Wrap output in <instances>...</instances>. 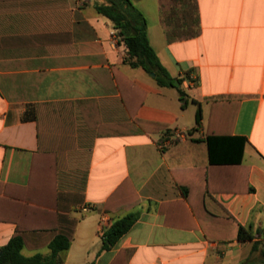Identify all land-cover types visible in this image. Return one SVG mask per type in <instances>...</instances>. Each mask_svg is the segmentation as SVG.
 Masks as SVG:
<instances>
[{
	"label": "crops",
	"instance_id": "1",
	"mask_svg": "<svg viewBox=\"0 0 264 264\" xmlns=\"http://www.w3.org/2000/svg\"><path fill=\"white\" fill-rule=\"evenodd\" d=\"M131 1L178 85L125 61L104 0H0V248L73 232L64 264H264V0Z\"/></svg>",
	"mask_w": 264,
	"mask_h": 264
},
{
	"label": "trees",
	"instance_id": "2",
	"mask_svg": "<svg viewBox=\"0 0 264 264\" xmlns=\"http://www.w3.org/2000/svg\"><path fill=\"white\" fill-rule=\"evenodd\" d=\"M95 8L100 14L112 21L114 28L117 30L127 48L125 61L128 64L133 67L142 68L147 73H155L154 78L161 86H175V79L162 65L155 49L150 43L147 32L148 24L145 15L131 0H104L103 3H97ZM115 75L120 83L121 73L115 69ZM178 81L180 82V80ZM183 96L184 94L181 93V97ZM201 116L202 111L199 106L196 113L197 123L200 121ZM161 126L165 127V125ZM208 142L211 159H213L212 153L214 146L210 135L208 136ZM45 176L50 178V182L52 180L55 182H57L58 179L61 180V176L58 175V173H48ZM31 177H34L33 170L31 172ZM127 182L128 180H125L121 186ZM216 204H218V207L224 215L226 226L228 228L231 226L237 228V222L231 213L218 202ZM105 209H108V203L105 204ZM137 219L138 215L133 212L116 219L106 231L103 240V248L109 249L113 247L118 240L132 228ZM205 230L209 238H214V236H212L206 228ZM237 236L240 240H249L254 238V234L242 226L239 227ZM229 237L230 236L228 235L226 239ZM72 239L73 232L69 237H67L63 244L54 248V253L50 256L45 257L40 254L25 256L22 251L27 245V242L22 233L17 231L9 242L0 248V264H64V257L59 255L57 252L59 250L68 249ZM258 245L259 243L257 242L254 246L255 250ZM219 251L220 254L217 257L215 264L221 263L224 247L221 246ZM254 263L255 262L249 261L243 264Z\"/></svg>",
	"mask_w": 264,
	"mask_h": 264
},
{
	"label": "built area",
	"instance_id": "3",
	"mask_svg": "<svg viewBox=\"0 0 264 264\" xmlns=\"http://www.w3.org/2000/svg\"><path fill=\"white\" fill-rule=\"evenodd\" d=\"M112 36H113V43L116 44L117 41H118V39H117L118 37H117L116 32H112ZM82 210H83L84 212H87V211L90 210V208H89V207H83ZM106 221H107L106 219H103L102 222H101V234H102L103 236H105L106 231H107V229L109 228V227H107Z\"/></svg>",
	"mask_w": 264,
	"mask_h": 264
},
{
	"label": "water",
	"instance_id": "4",
	"mask_svg": "<svg viewBox=\"0 0 264 264\" xmlns=\"http://www.w3.org/2000/svg\"><path fill=\"white\" fill-rule=\"evenodd\" d=\"M153 76H155V73H152ZM175 85H178V81H175Z\"/></svg>",
	"mask_w": 264,
	"mask_h": 264
}]
</instances>
